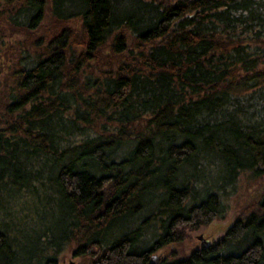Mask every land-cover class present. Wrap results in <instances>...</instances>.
Here are the masks:
<instances>
[{"label": "trees", "instance_id": "1", "mask_svg": "<svg viewBox=\"0 0 264 264\" xmlns=\"http://www.w3.org/2000/svg\"><path fill=\"white\" fill-rule=\"evenodd\" d=\"M240 178L264 184V0H0V264L71 240L91 264H264V186L151 257Z\"/></svg>", "mask_w": 264, "mask_h": 264}, {"label": "rangeland", "instance_id": "2", "mask_svg": "<svg viewBox=\"0 0 264 264\" xmlns=\"http://www.w3.org/2000/svg\"><path fill=\"white\" fill-rule=\"evenodd\" d=\"M49 17V15H46V17L44 18L45 21L43 29H41L40 31L41 33H43L45 29L51 25ZM21 36V32H16L8 36L6 41L13 42ZM257 184L258 182H253V180H251V182H247L246 179L240 178L236 193L226 198L228 207L224 211L223 216L214 217L210 221L199 224L195 228H185V231L187 233L186 236H184L179 241L170 242L165 246L157 248L155 250V253H158L161 257L164 255L167 256L166 254H170L168 257L172 258L182 257L187 255L193 248L202 244L201 240L197 237L199 233L205 239H207V241H211L220 236L229 226V224L238 216V214L245 212L246 208H244L243 205L245 203L249 204L254 200V198L256 197L254 195L255 189L264 186V184H260L259 187H257ZM75 246V240H71L67 243L65 248L59 254V264H91V258L87 254L73 253V249L75 248Z\"/></svg>", "mask_w": 264, "mask_h": 264}, {"label": "water", "instance_id": "3", "mask_svg": "<svg viewBox=\"0 0 264 264\" xmlns=\"http://www.w3.org/2000/svg\"><path fill=\"white\" fill-rule=\"evenodd\" d=\"M197 237L201 240L202 243L206 241L205 238L200 233L197 235ZM151 257L154 259V261L157 262L158 259L160 258V255L154 252L151 254Z\"/></svg>", "mask_w": 264, "mask_h": 264}, {"label": "flooded vegetation", "instance_id": "4", "mask_svg": "<svg viewBox=\"0 0 264 264\" xmlns=\"http://www.w3.org/2000/svg\"><path fill=\"white\" fill-rule=\"evenodd\" d=\"M206 241L204 242V243H207L208 241H207V239H205Z\"/></svg>", "mask_w": 264, "mask_h": 264}]
</instances>
